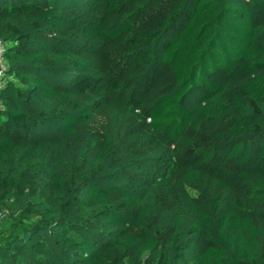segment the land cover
I'll list each match as a JSON object with an SVG mask.
<instances>
[{
	"label": "trees",
	"instance_id": "trees-1",
	"mask_svg": "<svg viewBox=\"0 0 264 264\" xmlns=\"http://www.w3.org/2000/svg\"><path fill=\"white\" fill-rule=\"evenodd\" d=\"M0 264H264V0H0Z\"/></svg>",
	"mask_w": 264,
	"mask_h": 264
},
{
	"label": "built area",
	"instance_id": "built-area-1",
	"mask_svg": "<svg viewBox=\"0 0 264 264\" xmlns=\"http://www.w3.org/2000/svg\"><path fill=\"white\" fill-rule=\"evenodd\" d=\"M0 46H1V43H0ZM1 54H2V51H1ZM7 212H8L7 210L0 211V220L6 216Z\"/></svg>",
	"mask_w": 264,
	"mask_h": 264
},
{
	"label": "rangeland",
	"instance_id": "rangeland-1",
	"mask_svg": "<svg viewBox=\"0 0 264 264\" xmlns=\"http://www.w3.org/2000/svg\"><path fill=\"white\" fill-rule=\"evenodd\" d=\"M1 51H2V45L0 46V54H1ZM0 63L1 64L3 63L1 55H0ZM0 75H1V73H0Z\"/></svg>",
	"mask_w": 264,
	"mask_h": 264
}]
</instances>
